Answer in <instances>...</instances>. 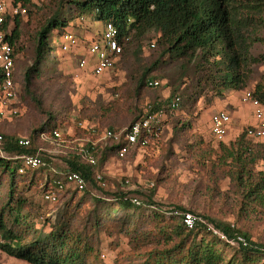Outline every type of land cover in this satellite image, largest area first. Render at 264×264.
Listing matches in <instances>:
<instances>
[{
	"label": "rangeland",
	"instance_id": "rangeland-1",
	"mask_svg": "<svg viewBox=\"0 0 264 264\" xmlns=\"http://www.w3.org/2000/svg\"><path fill=\"white\" fill-rule=\"evenodd\" d=\"M60 1L32 0L25 7L27 12L20 18L21 37L17 43L20 48L17 52L19 67L26 69L32 66L35 35L55 12ZM61 18L67 19L65 30L73 33L79 43L82 42V53L87 42L94 37L100 38L102 34V22L94 21L88 15H77L65 3ZM260 18V23L255 26L257 40L250 48L251 57L258 61L250 62L246 82L241 89L224 91L221 95L214 89L211 70L200 67L196 59L188 61L164 56L166 46L159 42L161 39L157 31L142 37L129 36L122 58L119 57L112 70L99 77L89 74L88 70H78L76 59L60 51L61 40L53 31L47 41L50 50L45 54L40 76L32 82L33 97L22 93L15 106L19 111L17 117L0 116V134L27 138L48 114L55 116L59 124V139L41 140L39 146L49 158L50 166H55L54 170L60 173L63 168L61 156L69 150L76 152L86 140L97 142L96 134L75 133L76 128H80L79 122L95 127L97 132L108 128L125 130L150 108L152 112L164 110L169 98L179 96L180 104L177 110L163 119L154 146L137 150L124 159L106 152L101 173H98L106 179L103 190L115 193L121 188L136 192L135 195L144 203L148 198L162 212L177 210L175 208L191 210L206 222L211 219L230 224L253 244L264 245V203L255 204L246 200L242 192L233 187L226 177L232 167L222 165L218 168L222 155L219 146L233 148L238 136L254 122L251 107L240 99L242 92H253L257 84L264 87V13ZM148 79L157 80L160 85L149 88L145 85ZM218 111L227 112L231 118L223 141L216 140L210 134V117ZM249 141L251 144H264V139ZM102 147L103 143H97L95 156ZM254 171L264 172L263 161L256 163ZM42 181L37 180L29 187L24 183L18 184L17 188L24 189L25 196L42 207L36 228L48 233L57 209L52 202H46L41 197ZM0 182L2 204L7 190L1 174ZM80 195L77 194V198ZM105 199L113 202L110 197ZM62 201L57 205L60 206ZM112 209L116 210L117 207L113 206ZM88 212L89 204L82 203L78 217ZM167 217L168 214H165L164 218ZM211 234L226 244L223 250L226 260L247 264L239 244L222 240L213 232ZM128 243L127 237L117 234L109 237L99 232L98 249L103 264H118L119 258L130 251ZM0 264L28 263L8 255L0 248Z\"/></svg>",
	"mask_w": 264,
	"mask_h": 264
},
{
	"label": "trees",
	"instance_id": "trees-1",
	"mask_svg": "<svg viewBox=\"0 0 264 264\" xmlns=\"http://www.w3.org/2000/svg\"><path fill=\"white\" fill-rule=\"evenodd\" d=\"M31 1L13 0L24 7ZM64 3L79 16L88 15L103 24L111 22L121 37H142L157 31L161 39L159 42L166 46L164 56L188 61L196 59L200 67L208 68L213 73L214 89L219 95L224 91L241 89L245 85L250 62L258 61L251 57L250 48L257 40L255 26L260 23L264 13V0H61L35 35V58L30 68L23 69L17 62L20 18L24 16H16L5 23V39L14 52L13 77L19 82L17 104L22 93L33 97L32 82L40 76L45 54L50 50L47 44L49 35L54 31L55 36L60 37L67 31V19L61 18ZM252 93L264 104L263 86L257 84ZM58 127L57 118L48 114L27 137L29 145L26 147L18 145L19 137L0 134L1 147L7 155H40L47 164L46 167L19 174L16 161L0 159V174L6 181L7 190L5 200L0 204V248L5 253L28 264H103L98 249V234L104 232L109 237L117 234L128 238L130 251L119 258L118 264H239L233 259L226 260L223 251L226 244L204 227L185 228L180 219L171 214L172 211H160L148 198L144 203L135 195L136 192L121 188L115 193L103 190L106 179L98 174L101 173V164L106 152H112L117 158L121 142L108 141L106 145L103 144L102 150L95 156L97 162L94 166L87 164L78 150H69L61 156L63 168L57 173L55 166H50L46 154L41 152L39 142L53 139L52 133ZM75 133L86 135L87 131L76 128ZM245 138L242 132L233 148L219 146L222 155L218 168L222 165L232 167L226 177L233 187L240 190L246 200L262 204L264 172H255L254 166L260 160L264 163V144L258 143L260 140L255 142L258 144H251L250 139ZM152 141L145 149L154 146ZM135 151L137 147H133L124 158ZM71 172L83 178L82 190L66 183V174ZM97 175L101 176V181L96 179ZM41 179V197L53 192L55 200L45 201L52 202L57 209L48 233L36 228L42 207L29 200L24 189L17 188L18 184L24 183L29 187ZM57 182L61 183V189L57 188ZM77 194L81 195L77 198ZM109 197L113 199V204L105 199ZM132 198L137 199L139 205H133L130 201ZM60 200L63 201L58 206ZM82 203L89 204V212L78 217ZM113 206L117 209H112ZM175 209L198 216L191 210ZM130 211L134 213L130 214ZM165 214L169 216L166 219ZM207 222L228 240L235 235L245 239L247 246H238L245 263L264 264V245L253 244L230 224L211 219H207Z\"/></svg>",
	"mask_w": 264,
	"mask_h": 264
},
{
	"label": "built area",
	"instance_id": "built-area-1",
	"mask_svg": "<svg viewBox=\"0 0 264 264\" xmlns=\"http://www.w3.org/2000/svg\"><path fill=\"white\" fill-rule=\"evenodd\" d=\"M26 8L13 0H0V116H14L19 112L16 109L17 95L19 92V82L13 77L14 75V52L13 47L5 39V23L16 16L22 17L26 15ZM59 39L61 44L60 51L63 54H69L76 59V67L78 70H88L89 74L99 77L104 73L112 70L116 66V62L124 51V45L129 40L128 37L120 36L117 28L111 23L103 24V31L100 38H92L87 42L86 49H82L81 44L73 33L65 31ZM95 39V40H93ZM153 47L154 44H151ZM160 85L159 81L154 79L146 80V86L149 88H157ZM244 104H248L252 109L253 124L244 129V135L250 140L264 139V104L261 103L251 91L244 90L240 97ZM180 104V97L173 96L169 98L164 110L159 112H147L140 120L130 124L125 130L115 131L112 129H104L100 132L95 130V127L86 124L78 123L80 129L87 131V133L96 134L97 142L86 140L78 152L82 159L91 166L96 165L97 159L95 157V150L97 143L106 142H121L117 149V158L122 159L133 148L137 150L145 149L150 140L151 144L158 139L162 123L167 114H171L177 110ZM7 116V117H8ZM231 118L225 111H218L210 117V134L218 141H223L230 128ZM53 139H59V133L54 131ZM20 147L29 145L27 138H20L18 141ZM2 137L0 135V159L5 161L13 160L18 163L17 172L24 174L26 170H34L46 167L47 164L40 155L29 154H13L7 155L2 149ZM96 179L101 181V176L97 175ZM66 183L77 190H82L84 181L78 173H67ZM62 185L57 182V188L61 189ZM46 201H54L55 194L53 192L46 193L43 196ZM125 200V199H124ZM133 205H139V201L132 198ZM171 214L178 217L182 225L187 229H193L197 226L204 227L207 231H211L220 239L225 241L235 242L241 246H247L245 239L239 235H235L233 239H227L220 231L208 224L200 216L194 215L190 212H181L174 210Z\"/></svg>",
	"mask_w": 264,
	"mask_h": 264
}]
</instances>
